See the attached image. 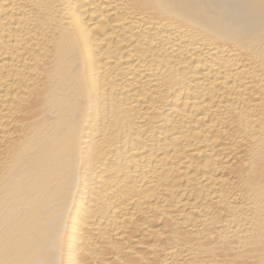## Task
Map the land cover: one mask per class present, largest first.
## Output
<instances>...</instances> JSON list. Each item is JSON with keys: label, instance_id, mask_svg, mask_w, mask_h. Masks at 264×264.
<instances>
[{"label": "bare ground", "instance_id": "1", "mask_svg": "<svg viewBox=\"0 0 264 264\" xmlns=\"http://www.w3.org/2000/svg\"><path fill=\"white\" fill-rule=\"evenodd\" d=\"M0 264H264V0H0Z\"/></svg>", "mask_w": 264, "mask_h": 264}]
</instances>
